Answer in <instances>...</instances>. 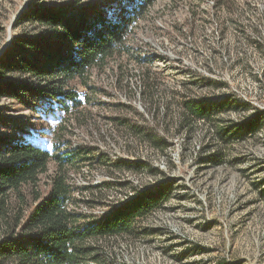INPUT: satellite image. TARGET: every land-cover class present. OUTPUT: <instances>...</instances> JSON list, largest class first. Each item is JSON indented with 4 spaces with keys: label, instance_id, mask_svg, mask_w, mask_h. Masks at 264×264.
<instances>
[{
    "label": "rangeland",
    "instance_id": "obj_1",
    "mask_svg": "<svg viewBox=\"0 0 264 264\" xmlns=\"http://www.w3.org/2000/svg\"><path fill=\"white\" fill-rule=\"evenodd\" d=\"M107 2L121 0H0V56L13 36L39 30L25 21L31 11L69 16ZM128 43L90 88L77 86L88 98L75 120L2 98L0 134L50 146L66 125L77 209L92 219L163 192L127 233L89 240L97 264H264V0H156ZM189 101L209 118L187 120ZM252 120L260 126L247 135Z\"/></svg>",
    "mask_w": 264,
    "mask_h": 264
},
{
    "label": "trees",
    "instance_id": "obj_2",
    "mask_svg": "<svg viewBox=\"0 0 264 264\" xmlns=\"http://www.w3.org/2000/svg\"><path fill=\"white\" fill-rule=\"evenodd\" d=\"M155 2H107L69 16L56 8L31 11L25 21L37 24L39 30L32 36H13L0 56V100H16L44 118L75 120L88 98L77 86L90 88L94 71L131 52L128 39ZM185 110L187 120L209 118L203 103L189 101ZM65 126L52 135L50 146L19 133L0 134V262L100 263L89 240L127 233L163 197L162 191H144L100 218L83 214L77 209L79 187L70 181L68 171L77 149L67 145ZM243 126L248 135L260 122L252 120ZM218 134L224 137L221 129ZM207 159L216 163L220 157L213 152ZM50 163L54 169L47 173ZM134 165L139 169L142 163Z\"/></svg>",
    "mask_w": 264,
    "mask_h": 264
}]
</instances>
